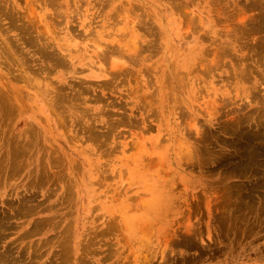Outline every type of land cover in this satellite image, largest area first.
Listing matches in <instances>:
<instances>
[{"label": "rangeland", "instance_id": "1", "mask_svg": "<svg viewBox=\"0 0 264 264\" xmlns=\"http://www.w3.org/2000/svg\"><path fill=\"white\" fill-rule=\"evenodd\" d=\"M0 220L27 264H264V0H0Z\"/></svg>", "mask_w": 264, "mask_h": 264}, {"label": "bare ground", "instance_id": "2", "mask_svg": "<svg viewBox=\"0 0 264 264\" xmlns=\"http://www.w3.org/2000/svg\"><path fill=\"white\" fill-rule=\"evenodd\" d=\"M5 9V8H4ZM8 9V8H7ZM3 12V11H2ZM5 13H6V11H4ZM12 12V11H11ZM2 14H4V13H2ZM6 14H8L9 15V13H8V11H7V13ZM11 14H13V13H10V15ZM5 15V14H4ZM9 15V16H10ZM58 15H60V14H58ZM60 16H62V14L60 15ZM16 17V16H15ZM5 18V17H4ZM7 18V17H6ZM12 18V17H11ZM63 18V17H62ZM61 18V19H62ZM16 19V18H15ZM12 20H14V17L12 18ZM63 20V19H62ZM15 22V21H14ZM16 22H17V20H16ZM21 23V22H20ZM17 24V23H16ZM24 24H26V23H24ZM12 25V24H11ZM14 25V27H15V24H13ZM18 25V24H17ZM17 25H16V27H17ZM28 25V24H27ZM26 25V26H27ZM20 29V28H19ZM23 29V28H22ZM23 31V30H22ZM25 29H24V34H25ZM26 33L28 34L29 33V31L27 32L26 31ZM28 36V35H27ZM26 36V37H27ZM21 37V36H20ZM21 39H23V38H21ZM27 39V38H26ZM29 39V38H28ZM31 40V38L29 39V41ZM33 40V39H32ZM25 41V40H24ZM23 41V42H24ZM28 41V40H27ZM36 43V42H35ZM38 43V42H37ZM43 43V42H42ZM45 43V42H44ZM49 43H52V42H49ZM6 44V43H5ZM4 44V45H5ZM39 44V43H38ZM30 45V44H29ZM35 45V44H34ZM26 46V45H25ZM33 46V45H32ZM32 46H30V47H32ZM40 46V45H39ZM54 46V45H53ZM34 47V46H33ZM37 47H38V45H37ZM41 47V46H40ZM48 47V46H47ZM46 47V48H47ZM133 47H134V49H135V47L136 46H134L133 45ZM7 48V47H6ZM41 48H43V47H41ZM16 49V48H15ZM45 49V48H44ZM44 49H40V50H42L41 52H43V50ZM136 49H137V47H136ZM16 50H18V49H16ZM37 50V49H36ZM40 50H39V52H40ZM10 51H11V49H10ZM48 51H49V49H48ZM51 51H53L54 52V50H52L51 49ZM16 52V51H15ZM38 52V53H39ZM40 52V53H41ZM45 52V51H44ZM47 52V51H46ZM12 53V52H11ZM49 54H51L50 52H48ZM55 53V52H54ZM60 53V52H59ZM56 54V53H55ZM54 54V55H55ZM9 55V54H8ZM21 55H25V54H21ZM44 55H46V54H44L43 53V58H44ZM52 55V54H51ZM59 55V54H58ZM6 56H7V54H6ZM9 56H11V55H9ZM40 56H42V54H40ZM47 56H49V55H47ZM46 56V57H47ZM56 56V55H55ZM11 57H14V54L11 56ZM11 57H8L9 59L11 58ZM22 57V56H21ZM28 57V56H27ZM15 58V57H14ZM13 58V59H14ZM24 58V57H23ZM52 58H53V56H52ZM61 58H62V55H61ZM60 58V59H61ZM12 59V58H11ZM16 59V58H15ZM22 60V59H21ZM35 60V59H34ZM56 60V59H55ZM27 60L25 59V62H26ZM30 61V60H29ZM36 61V60H35ZM45 61V60H44ZM63 61H66V60H63ZM13 62V61H12ZM23 62V61H22ZM46 62V61H45ZM53 62V61H52ZM56 62H58L57 60H56ZM60 62H62V61H60ZM59 62V63H60ZM67 62V61H66ZM63 63V62H62ZM17 64L19 65V63L17 62ZM26 64V63H25ZM53 64V63H52ZM55 64H57V63H54L53 65H55ZM48 64H46V66H47ZM57 65H59V64H57ZM62 65V64H61ZM28 67H29V65H27ZM44 66V65H43ZM67 66V65H66ZM20 67V66H19ZM47 67H49V66H47ZM52 67V66H51ZM50 67V68H51ZM21 68V67H20ZM27 68V67H26ZM33 68V67H32ZM40 68V67H39ZM29 69V68H28ZM34 69V68H33ZM33 69H30V71L31 72H33ZM74 69V68H73ZM21 71V70H20ZM20 73H22V72H20ZM66 73V72H65ZM166 75H167V73H166ZM184 75H187V73H185ZM22 76V75H21ZM169 76L170 75H168V78H169ZM25 75H24V77H22V78H24V80H25ZM185 77V76H184ZM176 78V77H175ZM44 79V78H43ZM166 79V78H165ZM173 79V78H172ZM28 80V79H27ZM42 80V79H41ZM167 80V79H166ZM175 80H177V79H175ZM26 81V80H25ZM69 81H71V78H70V80ZM74 81V80H73ZM72 81V82H73ZM173 81V80H172ZM42 82V81H41ZM50 82H52V81H49V83ZM147 82H148V80H147ZM153 82V81H152ZM37 84H38V82H37ZM76 84V83H75ZM40 85V84H39ZM51 85V84H50ZM81 85V84H80ZM155 85V84H154ZM185 85V84H184ZM63 87H65V86H63ZM67 87V86H66ZM80 87V86H79ZM46 89V88H45ZM59 89V88H58ZM82 89V88H81ZM51 90V89H50ZM76 90V89H75ZM155 90V89H154ZM68 92V91H67ZM155 92V91H154ZM57 93V92H56ZM153 93V92H152ZM64 94V93H63ZM154 94V93H153ZM54 97V96H53ZM53 99H55V98H53ZM59 101H60V99H61V97H59L58 96V98H57ZM61 102V101H60ZM67 102H68V100H67ZM70 102V101H69ZM50 108L52 109V107L50 106ZM56 109V108H55ZM52 111H53V109H52ZM53 113H55L54 111H53ZM102 113H103V111H102ZM56 114V113H55ZM58 114V113H57ZM104 114V113H103ZM60 117V116H59ZM63 117V116H62ZM61 119V118H60ZM62 121V120H61ZM73 121H75V120H73ZM62 123V122H61ZM78 122L76 121V124H77ZM63 124V123H62ZM76 124H75V126H76ZM80 125V124H79ZM85 127H86V125H85ZM92 131V130H91ZM105 132V131H104ZM110 133V132H109ZM21 134H22V132H21ZM96 134V136L98 135L97 134V132L95 133ZM95 134H94V136H95ZM102 135V134H101ZM104 135V134H103ZM105 135H107V134H105ZM104 135V136H105ZM22 136V135H21ZM99 136V135H98ZM97 136V137H98ZM97 137H96V140H97ZM92 138V137H91ZM99 138H100V136H99ZM106 138V137H105ZM93 139H95V138H93ZM91 140V139H90ZM97 142V141H96ZM253 142V141H252ZM254 147V146H253ZM158 185H159V183L158 182H156ZM158 185H155L153 188H152V191H153V193H152V197H151V199H150V201H151V206L152 207H154V209L155 208H157V207H161L162 205H164L165 203H166V201H167V198H166V193H165V189L164 188H161V187H159ZM237 189V188H236ZM253 191V190H252ZM67 194V193H66ZM66 196V195H65ZM171 196V195H170ZM142 203H145V202H142ZM146 204V203H145ZM134 214H136V213H134ZM142 214V213H141ZM141 214H137V216L139 215H141ZM144 214V213H143ZM142 214V215H143ZM154 214V212L152 213V215ZM146 216V215H145ZM147 216H149L148 214H147ZM151 217V216H150ZM148 218V217H147ZM1 219H3L2 217H1ZM4 220H6L5 218H4ZM5 222L6 221H3V220H0V234H3L4 232L6 233L7 232V229L8 228H6L5 226L6 225H8V224H5ZM8 222V221H7ZM30 230V229H29ZM26 233H27V231H26ZM5 236V235H4ZM24 238V237H23ZM30 241V240H29ZM31 244H33V243H31ZM0 245H2V244H0ZM35 247H36V245L35 244H33ZM7 246H9V245H7ZM6 246V247H7ZM11 246V245H10ZM15 246H16V244H15ZM32 246V245H31ZM5 247V248H6ZM17 247H18V245H17ZM34 247V248H35ZM38 247H39V245H38ZM9 248V247H8ZM14 248H16V247H14ZM24 248V247H23ZM27 248H29V247H27ZM26 249V248H25ZM31 250V249H30ZM32 250H34L35 251V249H32ZM17 251V253L16 254H13V253H15ZM16 251L15 252H13L12 251V247H11V249H6V250H2V249H0V264H27L26 263V261H25V259H24V257H22V254L24 253V252H22L21 251V248L20 249H16ZM37 251V250H36ZM40 251V250H39ZM38 252V251H37ZM36 252V253H37ZM43 252V251H42ZM67 252V251H66ZM26 253V252H25ZM38 254H41V252H39ZM34 255L36 256L37 254H35V252H34ZM27 256V255H26ZM32 257V256H31ZM30 257V258H31ZM37 257V256H36ZM36 257L35 258H32L33 260L34 259H36ZM29 258V259H30ZM28 259V260H29ZM67 259V258H66ZM31 260V259H30ZM28 262V261H27ZM29 263H30V261H29ZM41 263V262H40ZM65 264V263H64Z\"/></svg>", "mask_w": 264, "mask_h": 264}]
</instances>
